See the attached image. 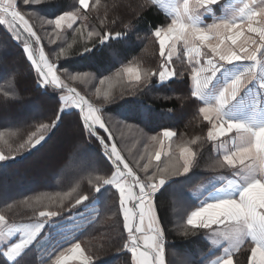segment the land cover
Listing matches in <instances>:
<instances>
[{
  "label": "snow or ice",
  "instance_id": "6c2138e0",
  "mask_svg": "<svg viewBox=\"0 0 264 264\" xmlns=\"http://www.w3.org/2000/svg\"><path fill=\"white\" fill-rule=\"evenodd\" d=\"M40 3L41 0H0V25L6 26L10 38L22 45L37 74V85L59 93L58 107L50 123H40L16 148L0 134V161L14 158L13 154L26 146L40 145L46 134L59 127L64 115L76 110L83 130L98 141L110 162L106 174H90L87 182L98 197L109 188L118 194V211L126 232L122 250L130 254L129 264H166V231L156 198L173 177L186 176L197 166L198 153L191 145L201 138L178 145L179 154L174 156L171 143L165 144L176 136L173 130L151 136L154 150L149 151L145 144V154L136 163L141 176L118 148L103 118V104L111 102V89L116 84L139 91L149 86L154 77L163 84L186 76L189 99L198 105V116L207 122L206 139L217 153L215 167L228 169L231 174L213 177L198 193L194 206L186 211L183 235L206 232L213 246L209 254L216 256L211 264H240L238 256L242 252L245 264H264V0H241L240 5L227 4L226 0H151L168 14V22L156 26L151 33L158 44L160 63L155 69L130 64L114 77L101 78L99 84L107 82L108 88H95L96 97L102 101L100 106L62 78L57 61L72 44L65 47V41H57L71 29L82 36L86 33L88 40L95 37L103 45L113 35L104 31L107 10L100 17V0H95L91 9L90 0H78L79 6L71 11L54 12L48 19L41 17L51 29L49 43L58 49L54 50L55 58L50 59L41 36L21 10V5L31 8ZM217 8L225 9V13L216 16ZM89 11L97 12L100 29L85 24L74 28L78 21L87 19ZM205 16H212L213 22L205 23ZM121 35L115 33L117 38ZM89 51L85 46L84 52ZM181 54L187 69L178 72L173 58ZM63 73L67 80L82 84L95 79L87 72L72 74L65 69ZM13 81L14 77L7 82L8 87L0 89L5 98L15 95ZM101 130L107 135H102ZM162 156L167 162L161 161ZM73 192L76 188L50 197L49 204H42L39 198L34 203L25 201L36 217L28 222H10L0 212V264H21L46 229L60 227L53 218L61 217L63 211L70 214L89 201V194H77L73 200ZM47 235L51 239V232ZM48 259L50 264H94V256L78 238L58 242Z\"/></svg>",
  "mask_w": 264,
  "mask_h": 264
},
{
  "label": "trees",
  "instance_id": "16d2710c",
  "mask_svg": "<svg viewBox=\"0 0 264 264\" xmlns=\"http://www.w3.org/2000/svg\"><path fill=\"white\" fill-rule=\"evenodd\" d=\"M94 3L95 0H90V9ZM78 6V0H41L39 5L31 8L21 5V10L41 36L50 59L55 58L54 50L58 49L49 43L51 29L41 17L48 19L54 12L59 14ZM105 10L108 19L104 31L113 35L103 45L97 38L88 40L86 33L82 36L71 29L57 41L58 44L65 41V47L72 44L66 55L57 61L62 78L97 106L102 101L96 97L95 88H108L99 84L101 78L114 77L117 71L130 64L139 63L142 68L151 69L158 67V44L151 33L156 26L168 22V16L151 0H100V17L104 16ZM80 24L99 30L97 12L89 11L87 19L78 21L73 27ZM115 33L122 35L117 38ZM85 46L91 51L85 53ZM173 63L178 72L186 71L187 63L183 57ZM65 69L72 74L87 72L95 79L90 78L83 84L67 80L63 73ZM13 77L14 97L10 94L5 98L0 91V134L16 148L36 131L40 123H50L54 119L59 93L37 85V74L22 45L10 38L6 26L0 25V89L8 87L7 82ZM111 92V102L103 104V118L122 155L139 175L143 176V173L136 168V163L145 154V144L149 151L155 147L149 141L151 136L162 135L165 129L173 130L176 133L172 142L174 156H178V145L188 144L197 136L201 138L196 145H191L198 153L197 166L186 176L173 177L164 193L157 196L156 204L166 231V264H208L215 256L209 254L213 247L204 230L183 235L185 214L196 201L191 195L193 189L205 179L217 174L227 175L230 170L215 167L217 153L206 139L207 122L198 116V105L189 99L186 76L165 84L154 77L149 86L139 91L125 84H116ZM72 125L77 128V133H72ZM101 134L107 135L103 130ZM46 135L45 141L35 148L26 146L16 151L14 158L10 156L8 160L0 161V212L11 222H28L36 217L25 201L34 203L39 198L42 204H49L48 198L76 188L73 200L77 194H89V201L74 208L70 214L63 211L61 217L53 219L58 222L85 214L94 207L96 212L93 216L91 213L84 216L86 222L81 224L82 228L75 232L74 238H78L94 256V264H129L130 254L122 250L126 232L118 211V194L109 188L98 197L87 182L90 174H106L108 171L110 162L103 156L102 147L83 130L76 110L64 115L59 127ZM3 140H0V146H3ZM161 161L167 162L166 157ZM64 204L67 206L68 200ZM52 207L55 210V204ZM55 238L53 236L52 242L44 247L39 246L40 238L21 264H50L48 258L58 246V236ZM218 253L217 250L216 255ZM238 259L240 264H245L246 255L242 252Z\"/></svg>",
  "mask_w": 264,
  "mask_h": 264
},
{
  "label": "crops",
  "instance_id": "0c3cea01",
  "mask_svg": "<svg viewBox=\"0 0 264 264\" xmlns=\"http://www.w3.org/2000/svg\"><path fill=\"white\" fill-rule=\"evenodd\" d=\"M226 3L227 4H232V5H240V3H241V0H226ZM156 6H158L159 7V5L157 4ZM161 10H162V12H164V14H166L167 16H168V14H167V12L163 9V8H161V7H159ZM229 11H230V9H229ZM225 13V9H223V8H217L216 9V16H221V15H223ZM204 22L205 23H207V24H211L212 22H213V17L212 16H205L204 17ZM179 47V46H178ZM179 57H183V55L181 54V55H179V56H177V55H174V58H173V61L174 60H176V59H178ZM165 83H167V82H165ZM164 83V84H165ZM176 137V136H175ZM175 137H173V139H172V141L171 142H169V141H165V144L167 145L168 143H171V145H172V142H173V140H174V138ZM179 154V153H178ZM162 158H164V156H162ZM161 158V159H162ZM231 173H229V174H227V175H225V174H218L217 176H221V175H223V176H229ZM217 176H212V177H209L206 181H204L202 184H200L199 186H197L195 189H193L192 191H191V195H192V197L196 200L197 199V195H198V193L200 192V191H203V188L204 187H206L207 185H208V181L210 180V179H212L213 177H217ZM92 211H93V209L92 208H90V210H88V211H86V212H84L85 214L86 213H92ZM83 215V213H81V214H77V215H75V216H73V218L74 219H77V221H79V218L81 217ZM11 222V221H10ZM17 223H20V222H17ZM73 226L72 227H74V224H72ZM50 230V229H49ZM77 230V229H76ZM76 230H74V231H72V234H71V236H70V238H74V237H72L73 236V234H75V232H76ZM50 232V231H49ZM48 229H46L45 230V234H44V236H43V238H42V240H41V242L39 243V246L40 247H44V246H47L49 243H51L52 242V239H53V235H52V233H51V239H49V237H48ZM13 239H15V238H13ZM62 239H64V238H62ZM40 240V239H39ZM64 240H69V235H67V236H65V239ZM71 240V239H70ZM37 244V243H36ZM35 244V245H36ZM213 247V246H212ZM220 254V252L217 254V255H219ZM216 258V256H214V257H212V258H210V260H209V262H208V264H211V261L212 260H214ZM70 264H79V262L78 261H73V262H70Z\"/></svg>",
  "mask_w": 264,
  "mask_h": 264
},
{
  "label": "rangeland",
  "instance_id": "374dc122",
  "mask_svg": "<svg viewBox=\"0 0 264 264\" xmlns=\"http://www.w3.org/2000/svg\"><path fill=\"white\" fill-rule=\"evenodd\" d=\"M105 86L108 87V83H105ZM70 129H71V131H73L72 133H77L78 132L77 128H75L74 125H72ZM66 130L69 131L68 128H66ZM61 136H63V134ZM217 175H214V176H217ZM207 179H205V181ZM92 206H95V205H92ZM92 209H93V211L91 213V216H93L94 213L96 212V209L94 207ZM86 214H83L80 217L82 219H80L79 221H77V219H74L73 216L71 218L63 219V220L58 221L57 223L60 225V227L59 228H56V229H50V232L52 233V235L54 236V238L58 236V239L59 240L57 241V243L64 241L65 236H67V235H69V240L72 239V238H70V236L72 234V231H74L76 229H77L76 231H79L82 228V225L81 224L86 222L85 220H83L84 219V216H86ZM72 224H74V227H72L73 226ZM72 237H74V236H72ZM62 238H64V239H62ZM55 239H57V238H55Z\"/></svg>",
  "mask_w": 264,
  "mask_h": 264
}]
</instances>
